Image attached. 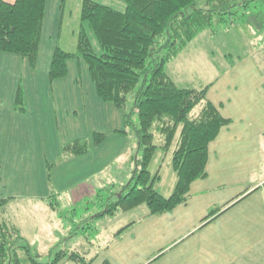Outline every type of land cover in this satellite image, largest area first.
I'll list each match as a JSON object with an SVG mask.
<instances>
[{
	"label": "crops",
	"instance_id": "1",
	"mask_svg": "<svg viewBox=\"0 0 264 264\" xmlns=\"http://www.w3.org/2000/svg\"><path fill=\"white\" fill-rule=\"evenodd\" d=\"M56 1L45 0L33 66L0 52V224L16 227L23 237L11 221L19 209L15 202L58 204L64 196L74 202L107 182L123 185L129 178L119 172L132 169L126 161L136 154L135 136L123 131V110L99 98L82 57L69 58L66 74L50 80L55 44L43 32L49 20L54 26L62 21L63 0ZM255 11L262 12L250 11L243 23L195 39L194 56L209 77L205 97L229 120L208 144L205 176L171 211L143 210L139 220L115 231L106 221L107 235L90 264H264V22L260 33L248 32ZM18 87L21 111L15 107ZM96 134L103 136L95 142ZM74 140H86L88 150L61 155ZM171 170L153 173L159 174L154 188L164 196L175 184ZM213 208L220 210L205 219ZM50 251L38 253L46 257Z\"/></svg>",
	"mask_w": 264,
	"mask_h": 264
},
{
	"label": "trees",
	"instance_id": "2",
	"mask_svg": "<svg viewBox=\"0 0 264 264\" xmlns=\"http://www.w3.org/2000/svg\"><path fill=\"white\" fill-rule=\"evenodd\" d=\"M122 1L125 7L119 11L93 0H82L80 20L86 26L81 23L76 51L55 46L49 68L50 80L60 78L67 72L69 58L82 57L97 95L123 110V131L136 138L130 178L105 199L98 191L94 203L101 202V210L88 218L112 217L141 204L149 214L171 211L185 200L190 184L205 176L208 144L229 120L205 97L207 86L180 87L165 66L201 32L212 36L228 30L236 24L235 20L247 16L255 2L262 0ZM44 7L45 0H0V52L27 58L30 66L34 65ZM90 35L98 44V52L92 47ZM15 107L24 110L21 87L16 92ZM155 134L161 137L157 144ZM102 136L96 134L95 142ZM173 142L171 167L176 180L172 192L164 196L153 185L159 174L151 173L148 166L157 148L166 151ZM88 148L86 140H74L61 148V155H79ZM219 210L211 209L205 219ZM42 256L19 229L0 224V264L91 262L78 251L68 249L53 255L50 251L45 262L40 261Z\"/></svg>",
	"mask_w": 264,
	"mask_h": 264
},
{
	"label": "rangeland",
	"instance_id": "3",
	"mask_svg": "<svg viewBox=\"0 0 264 264\" xmlns=\"http://www.w3.org/2000/svg\"><path fill=\"white\" fill-rule=\"evenodd\" d=\"M97 3L110 6L116 10H124L125 4L122 0H93ZM56 2H59L58 0ZM82 0H63L61 4V14L63 15L62 21L59 25H52V19L49 20L48 24L45 26L43 37L47 41H53L55 46L68 51L75 52L77 44V34L82 25L86 26L80 20V8ZM51 3V2H50ZM49 12L53 10L52 6L49 7ZM262 11L259 14L255 11L252 15L259 16L258 18H252L250 16L249 21L250 27L246 22V26L249 27L248 32L251 34L253 32L260 33L258 30L262 27L264 20V0L261 2H255L251 6V11ZM245 19V18H244ZM243 20V19H242ZM242 20H235L237 23H243ZM261 20V21H260ZM244 21V20H243ZM255 26L256 29H254ZM233 26V25H232ZM253 29V30H252ZM54 34V35H53ZM90 40L93 49L98 52V44L96 40L90 35ZM197 48V42L192 40L186 47L181 51L179 56L173 61L169 62L165 69L170 74L174 82L180 87H193V88H203L209 82V77L207 73L203 70L201 65L197 62L195 58V50ZM132 101V94L128 96L127 105L130 106ZM195 110L192 111L195 112ZM135 120V118H134ZM132 131V130H131ZM133 132V131H132ZM160 135L155 134L154 143L157 144L160 140ZM175 145L173 142L172 146L168 150H163L157 148L153 154L150 161L148 169L151 173L156 172L159 168L162 172H167V169L171 170V152ZM65 158V156H63ZM119 164V163H118ZM129 165L130 162L126 161ZM111 166L116 167V164ZM129 166L132 167V164ZM119 167V166H118ZM125 170H121L119 174H125V181L130 178L131 170L125 167ZM129 169V170H128ZM172 171V170H171ZM108 173V172H107ZM127 174L128 177H127ZM124 181V182H125ZM118 181H113V184L107 182L104 187H101L100 194L102 198H106L109 192H117L122 185L116 184ZM97 194V190H96ZM94 191H92L88 196L83 199L74 202H68L67 196L62 198L63 202L58 204H53L52 202H18L14 205H18V208H14L12 213L11 221L17 227H19L25 238L29 243L36 248L37 252L46 253L49 247H51L52 255L62 249L78 251L82 255L86 256V259L94 254L96 249L103 245L106 233L103 234L104 226L106 221L109 222L108 229L115 231L117 228L129 223L131 221L139 220L142 216V211L146 210L147 207L141 204L139 207L134 208L130 212H118L111 217L103 218H88L89 215L101 210L100 203H94L95 197L97 196ZM69 203L67 205L66 203ZM94 203V204H93ZM84 206H88L87 210H84ZM72 217V218H70ZM67 218V219H65ZM71 219L73 223H68ZM71 221V222H72ZM36 229V232L34 230ZM57 232H54V231ZM74 231L76 234H73ZM52 232V233H51ZM57 243H53V241ZM46 250V251H45ZM49 258L42 256L40 261L45 262ZM65 264H82L72 261L65 262Z\"/></svg>",
	"mask_w": 264,
	"mask_h": 264
}]
</instances>
